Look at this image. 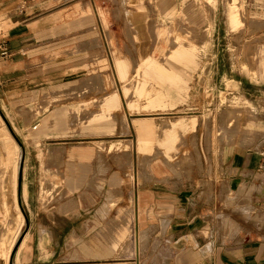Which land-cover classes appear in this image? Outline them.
I'll return each mask as SVG.
<instances>
[{"label": "crops", "instance_id": "1", "mask_svg": "<svg viewBox=\"0 0 264 264\" xmlns=\"http://www.w3.org/2000/svg\"><path fill=\"white\" fill-rule=\"evenodd\" d=\"M120 5L0 0V264H264V136L212 145L211 163L191 172L149 161L147 176L93 143L109 128L123 136V120L85 117L77 137H60L54 95L67 88L70 133L81 105L72 92H87L111 28L99 13ZM45 101L53 106L40 112ZM116 104L107 95L103 119ZM259 115L264 132V107ZM156 123L132 120L128 156L140 138L151 142L141 156L153 155Z\"/></svg>", "mask_w": 264, "mask_h": 264}, {"label": "rangeland", "instance_id": "2", "mask_svg": "<svg viewBox=\"0 0 264 264\" xmlns=\"http://www.w3.org/2000/svg\"><path fill=\"white\" fill-rule=\"evenodd\" d=\"M118 2V12L99 13L111 28L105 29L106 48L97 57L101 66L84 82L87 92H72V105L74 100L81 105L71 109L70 133L67 88L54 95L60 137H77L85 117L100 114L93 120L118 125L123 120V136L109 128L100 133L102 141L93 143L110 163L130 169L138 164L147 176L143 170L149 161L177 174L191 172L211 163L212 145L236 140L237 146H251L264 136L259 125L264 107V0ZM232 14L238 18L234 23ZM114 92L118 104L110 107V119H103L104 100ZM52 106L45 101L39 111ZM137 118L157 120L161 131L149 159L141 150L146 152L151 142L139 141L140 150L128 156L134 145L122 140ZM117 155L123 157L121 163ZM132 244L130 238L125 243Z\"/></svg>", "mask_w": 264, "mask_h": 264}, {"label": "bare ground", "instance_id": "3", "mask_svg": "<svg viewBox=\"0 0 264 264\" xmlns=\"http://www.w3.org/2000/svg\"><path fill=\"white\" fill-rule=\"evenodd\" d=\"M238 20V18H237V16L236 15H234V14H232L231 15V22H236ZM121 67H123L124 68V66H121ZM139 141L143 144V143H145L147 140H143L142 138H140L139 139ZM19 147V146H18ZM20 149V148H19ZM21 151V150H20Z\"/></svg>", "mask_w": 264, "mask_h": 264}, {"label": "water", "instance_id": "4", "mask_svg": "<svg viewBox=\"0 0 264 264\" xmlns=\"http://www.w3.org/2000/svg\"><path fill=\"white\" fill-rule=\"evenodd\" d=\"M16 137V136H15ZM17 138V137H16ZM17 141L21 144V142H20V140L17 138ZM20 202V206H21V208H22V204H21V201H19ZM24 211V210H23Z\"/></svg>", "mask_w": 264, "mask_h": 264}]
</instances>
